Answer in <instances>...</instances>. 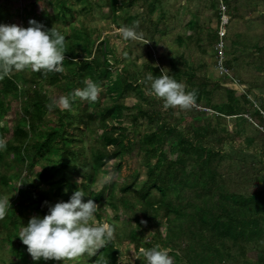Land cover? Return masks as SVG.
<instances>
[{
    "label": "trees",
    "instance_id": "trees-1",
    "mask_svg": "<svg viewBox=\"0 0 264 264\" xmlns=\"http://www.w3.org/2000/svg\"><path fill=\"white\" fill-rule=\"evenodd\" d=\"M20 1L26 5L16 14L9 11L8 0L0 1V23L27 28L34 19L60 31L66 43L62 72L42 75L29 68L0 80V138L7 145L0 150V197L10 201L18 186L26 188L18 205L7 208L0 218V241L14 242V257L21 260L27 252V246L16 236L19 226H26L33 216L43 217L50 206L68 201L76 190L83 189V201L92 199L98 205L96 224L108 223L114 228L123 215L134 222L127 239L122 240L114 231L113 238L89 257L88 264H124L121 254L142 253L141 249L157 243L173 249L178 240L185 243L184 264H225L232 247L240 251L243 264H264V249L258 250L255 258L246 255L247 245L264 242V194L243 197L217 181L218 164L233 138L223 134L209 142V127L177 133L172 150L181 157L170 159L165 138L174 134L168 121L173 109L163 107V101L150 93L140 73L126 63L124 50L117 52L115 48L116 42L130 41L122 38L121 26L136 27L141 33L152 24L150 19H140L133 8L139 2L146 4L150 18L162 0H86L87 6L93 3L98 10H106L109 30L98 44L92 42L83 20L72 21L74 11L66 4L48 10L40 7V0ZM157 22L166 30L163 12ZM197 28L194 21L185 26L188 31ZM189 41L191 36L183 34L174 43L183 46ZM213 42H217L216 32ZM168 63L175 78H196L193 61L169 55ZM149 70L153 75L161 74L156 67ZM86 80L100 86L97 100L72 99L73 91L84 88ZM18 84L22 87L21 113L11 118L8 98L17 93ZM216 85L208 90L205 85L198 86L195 103L204 99L210 104ZM59 89L61 97H69L70 109L59 105ZM139 91L154 98L158 106L160 126L156 131L136 134L138 116L144 113H134L128 96ZM226 94V101L212 108L224 118L239 117L245 101L236 97L235 91L227 90ZM128 117L130 125H126ZM92 121L100 133L89 142ZM137 155H141L143 174L134 166ZM24 207L31 208L32 213L22 212ZM152 228H164L165 236H150ZM27 264L39 261L29 260Z\"/></svg>",
    "mask_w": 264,
    "mask_h": 264
},
{
    "label": "rangeland",
    "instance_id": "rangeland-1",
    "mask_svg": "<svg viewBox=\"0 0 264 264\" xmlns=\"http://www.w3.org/2000/svg\"><path fill=\"white\" fill-rule=\"evenodd\" d=\"M8 1L9 11L14 14L26 5L20 0ZM100 2L103 3L104 0H100ZM224 2L229 19L226 28L225 53L231 75L237 73L236 69L245 67L246 69H252L257 76L260 75L262 83H264V0H224ZM62 3L73 9L72 21L75 19L83 20L92 42L98 44L107 36L109 27L105 18L106 10H98L93 3L89 7L86 0L39 1L40 7L48 10L57 9ZM132 12L139 15L142 20L150 19L152 24L148 26V30L141 32L143 35L142 40H130L126 43L116 42L114 45L117 52L124 50V54L127 55L126 63L133 66L145 82L146 76L151 74L150 67H156L160 71L165 69L167 74L172 76L168 63V56L172 55L176 59L182 57L187 62L193 61L194 63L196 78L193 80H188L186 77L177 79L172 76L184 85L185 91L196 92L197 87L200 85H205L206 90H208L217 83L210 104L202 99L200 103H194L187 109L172 108L173 115L169 117L168 121L171 122L175 130L173 135L170 134L165 138L169 147L168 157L172 160L181 157L172 150L176 144L175 135L177 133L185 134L197 127L204 129L209 127L210 134L207 139L209 142L221 137L223 134L233 138V142L224 148V160L218 164L219 176L217 181L222 183L228 191L243 197L258 193L264 194V134L261 129L264 128L262 127L264 120L262 119L263 121L259 122L256 119V112L252 107L249 109L240 105L242 116L231 118L218 115L212 108L226 101L227 90L235 91L232 90L229 80L220 77L216 71V42L212 43V37L214 32L217 33L220 15L215 0H162L161 6L150 18L147 15L146 4L139 2ZM160 12H163L166 16V30H163L157 22ZM190 21H194L198 25L196 30H185V26ZM73 25L74 28L79 27V25ZM183 34L191 36V41L183 46H177L174 40L177 36ZM83 55L87 56L85 52H83ZM60 85L64 86L63 83ZM146 87H150L148 82H146ZM21 91L22 87L18 84L17 93L8 98L11 103L9 111L11 118L21 113ZM57 93L58 99H60L62 89H59ZM235 93L236 97L243 98L240 93L237 94L236 91ZM155 103L154 98L142 91L129 94L128 104L134 105V113L138 115L140 112L144 113L143 116H138L136 134L156 131L160 126L156 115L158 106ZM74 114L75 112H71V115ZM126 125H130L129 117L126 118ZM99 133L97 124L94 121L90 122L88 141L94 142ZM111 165L109 164L107 168L109 169ZM134 166L141 174L144 173V169L141 168V155L136 156ZM37 171L38 169L35 170V172ZM25 189L18 186L15 198L9 201L8 208L18 205L21 196L25 195ZM23 211L24 213L25 211L32 213L29 207L22 208ZM107 212L108 219L111 220L112 216L109 211ZM120 220L118 225H114V231L122 240H125L128 231L134 227V222L127 215H123ZM19 230L20 226L16 230L17 237ZM149 235L164 237L165 229L152 228L149 230ZM144 239H146L145 236ZM176 243L173 249L170 248L171 252L169 254L173 258V264H184V261H182L184 252L182 250L185 243L180 240ZM13 244V241H0V264H27L29 260L33 261L28 252L24 253L21 260H17L13 254ZM157 244L164 247L162 244ZM260 249H264V242L247 245L246 255L255 258L256 252ZM91 255L85 253L81 257L67 261L66 264H88ZM121 257L124 259V264H145L142 253L129 251L121 254ZM243 262L240 251L232 247L230 257L225 264H243ZM39 264H65V262L54 261L50 263L49 261L40 260Z\"/></svg>",
    "mask_w": 264,
    "mask_h": 264
},
{
    "label": "clouds",
    "instance_id": "clouds-1",
    "mask_svg": "<svg viewBox=\"0 0 264 264\" xmlns=\"http://www.w3.org/2000/svg\"><path fill=\"white\" fill-rule=\"evenodd\" d=\"M119 32L124 40L143 39L136 27L123 25ZM65 43L66 38L60 31L48 29L34 19L29 21L27 28L0 23V80L14 71L29 68L42 75L62 72ZM146 82L150 84V93L163 101L165 109H187L196 101L195 92L185 91L184 85L168 75L165 69L160 75L148 74ZM99 91V85L86 80L85 87L75 89L71 97L94 102ZM58 103L64 109L71 108L68 96H62ZM6 146L4 139L0 138V150ZM85 195L83 189L76 190L68 201L50 206L43 217L33 216L26 226L22 224L18 237L27 246V252L33 261L55 260L66 264L85 253L94 254L106 241L113 238L114 228L110 224L95 223L98 205L92 199L84 202L82 198ZM8 205L7 197H0V218L6 215ZM141 252L145 264H173L170 248L157 244L141 249Z\"/></svg>",
    "mask_w": 264,
    "mask_h": 264
},
{
    "label": "built area",
    "instance_id": "built-area-1",
    "mask_svg": "<svg viewBox=\"0 0 264 264\" xmlns=\"http://www.w3.org/2000/svg\"><path fill=\"white\" fill-rule=\"evenodd\" d=\"M217 8L219 10V21L217 29V42H216V71L220 77L227 78L232 86L247 100H250L253 110L264 120V110L254 101H252L249 95L246 94V88H244L237 79L231 75V69L227 66V59L225 53V38L227 36L226 28L229 24L227 15V7L224 0H215ZM21 24V23H20ZM22 26V25H20ZM245 117V116H244ZM250 120V119H249ZM264 134V132H263Z\"/></svg>",
    "mask_w": 264,
    "mask_h": 264
},
{
    "label": "crops",
    "instance_id": "crops-1",
    "mask_svg": "<svg viewBox=\"0 0 264 264\" xmlns=\"http://www.w3.org/2000/svg\"><path fill=\"white\" fill-rule=\"evenodd\" d=\"M236 72L237 73L233 75L234 78H236L239 83L246 88V94L249 95L250 99L264 110V83H262L261 76H257L252 69H246L245 67H242V69H236ZM231 88L239 94V91H237L234 86ZM243 100L246 103V107L251 109L252 104L250 100H247L245 96H243ZM255 115L257 116L256 119L259 120V122L263 121L257 113H255ZM262 127H264V121L262 122ZM261 129L262 132H264V128Z\"/></svg>",
    "mask_w": 264,
    "mask_h": 264
}]
</instances>
